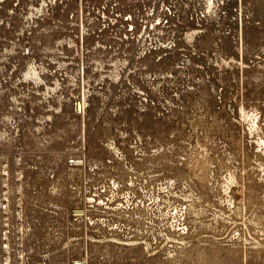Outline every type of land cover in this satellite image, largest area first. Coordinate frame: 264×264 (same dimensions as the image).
<instances>
[{
	"label": "rangeland",
	"instance_id": "rangeland-1",
	"mask_svg": "<svg viewBox=\"0 0 264 264\" xmlns=\"http://www.w3.org/2000/svg\"><path fill=\"white\" fill-rule=\"evenodd\" d=\"M82 263L264 264V0H0V264Z\"/></svg>",
	"mask_w": 264,
	"mask_h": 264
},
{
	"label": "built area",
	"instance_id": "built-area-1",
	"mask_svg": "<svg viewBox=\"0 0 264 264\" xmlns=\"http://www.w3.org/2000/svg\"><path fill=\"white\" fill-rule=\"evenodd\" d=\"M108 228L111 231L110 233H112V234H115L116 232H123L122 229H119L117 226L115 228L114 227L113 228L108 227ZM119 245H122V244H119ZM124 245H126V244H124Z\"/></svg>",
	"mask_w": 264,
	"mask_h": 264
},
{
	"label": "bare ground",
	"instance_id": "bare-ground-1",
	"mask_svg": "<svg viewBox=\"0 0 264 264\" xmlns=\"http://www.w3.org/2000/svg\"><path fill=\"white\" fill-rule=\"evenodd\" d=\"M78 110L83 111V103L78 104ZM79 212V211H78ZM82 212V211H81Z\"/></svg>",
	"mask_w": 264,
	"mask_h": 264
}]
</instances>
